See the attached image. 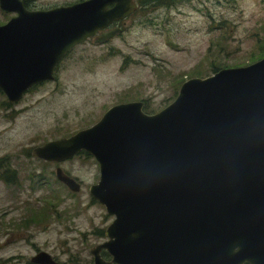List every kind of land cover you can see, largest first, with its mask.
<instances>
[{
    "label": "water",
    "instance_id": "95a60500",
    "mask_svg": "<svg viewBox=\"0 0 264 264\" xmlns=\"http://www.w3.org/2000/svg\"><path fill=\"white\" fill-rule=\"evenodd\" d=\"M111 3L116 6L104 10ZM135 9L133 0H88L26 12L37 30L51 29L62 43L68 34L80 38V29L103 14L125 19ZM21 10L20 5L8 10L16 16L0 26V40L21 23ZM72 15L74 19H67ZM33 53L41 56L42 49L35 47ZM57 59L47 64L41 78L32 67L18 74L0 73V90L9 102L18 100L31 86L52 79ZM214 75L223 81L214 99L204 95L205 79H190L175 101L158 113L144 115L141 101L118 104L87 130L32 151L35 157L59 161L84 150L98 163V182L89 193L115 219L105 231L109 240L90 250L93 264H264V58ZM133 132L135 146L115 172L130 169L134 178L108 189V160H102L101 153L109 151L110 142L117 141L116 148ZM155 153L166 159L165 164L151 161ZM136 162L139 169L133 167ZM57 178L77 190L73 182L58 174ZM126 213L143 226L120 230L119 217H128ZM101 248L112 256L111 262L99 259ZM121 249L124 255L115 258ZM31 262L54 264L42 252Z\"/></svg>",
    "mask_w": 264,
    "mask_h": 264
},
{
    "label": "rangeland",
    "instance_id": "374dc122",
    "mask_svg": "<svg viewBox=\"0 0 264 264\" xmlns=\"http://www.w3.org/2000/svg\"><path fill=\"white\" fill-rule=\"evenodd\" d=\"M86 1L36 0L24 5L47 11ZM140 1L142 6L130 18L108 24L62 51L58 62L71 60L76 48H88L95 57L89 60V72L84 61L67 73L53 72V79L35 84L45 86L13 104L0 90V264H30L40 252L56 264H93L89 250L109 240L104 231L115 217L89 194L99 177L92 156L82 152L55 165L31 157L34 147L88 129L118 104L145 99L146 113H158L172 104L184 82L264 57L251 61L264 51V0H190L184 5L183 0ZM15 16L0 9V26ZM116 29L120 32L110 42L115 51L107 59L96 57L101 48L91 44ZM68 35L66 41H74ZM13 107L25 109L6 123L5 118L13 116L7 109ZM3 153L24 155L11 162ZM56 167L80 183L79 193L56 180ZM11 196L38 203L28 206V201ZM89 206L94 207L87 210ZM51 211L56 213L54 223ZM102 251L108 256L101 259L109 261L111 255Z\"/></svg>",
    "mask_w": 264,
    "mask_h": 264
},
{
    "label": "bare ground",
    "instance_id": "6f19581e",
    "mask_svg": "<svg viewBox=\"0 0 264 264\" xmlns=\"http://www.w3.org/2000/svg\"><path fill=\"white\" fill-rule=\"evenodd\" d=\"M19 1L18 0H5L2 7L0 6V9H3L7 12H10L8 10L17 7L18 5H20L22 7V10L20 11L21 23L20 24H14L12 31L7 35V37L3 38V40H0V70L3 72H6V73H11V72H14L16 70L32 67L35 70L36 78H41L44 76L45 68L50 61L52 62V60L58 58L57 60H55V63H57L58 60L64 54V52H67L69 49L73 48V46L75 44H80V43L84 42L88 36H90V37L93 36L97 31L102 30L103 28H106L108 26V24L125 20L124 18H117V17H115V15L103 14L100 17H98L97 19L92 20L90 22V24L88 23L84 28H81L80 29L81 37L80 38H73V40H74V41H72L73 43H70V41L69 42L64 41L62 43H59V40L55 37V35L51 29H49L45 32H40L39 30H37L35 28V26L31 22V20H32L31 15L26 12V11H32V10L26 9L24 2L22 0H19ZM140 2L141 1L139 0V5L141 7ZM130 4L132 5L131 2H130ZM115 6H116V4H114V3L106 4L104 6V10L107 11V10L113 9ZM60 8H68V7H60ZM68 19H70V20L74 19V15L69 16ZM119 32L120 31L118 29H116L113 31H109L108 33H102V37L100 39H98L95 43H101L108 38H112L113 36H115ZM4 39H6V40L4 41ZM67 44H69V45L66 46ZM35 47L42 49V55L41 56H36L33 53V50ZM63 50H65V51L62 53ZM263 58H261L260 60H262ZM260 60H258V61H260ZM258 61H256V62H258ZM256 62H254V63H256ZM249 65H251V64H249ZM218 71L219 70H217L215 73H217ZM215 73L212 74L213 75L212 77L209 76L210 78H207V79L201 81L202 84L207 86V89H206L204 95L206 97H208V100L214 99L218 96L216 94V89L220 85H222V83H223V81L219 78L218 75H214ZM51 74H52V72H51ZM195 79H202V78H195ZM34 87H36V86L34 85ZM10 90L13 91V89H10ZM178 93H177V96H178ZM21 96L22 95H20L18 100L21 98ZM177 96H176V98H177ZM175 99H174V101H175ZM18 100L14 101V102H9V103L13 104V103L17 102ZM184 105H185V102H182L180 104L181 107H183ZM142 111H143V108L141 107V112ZM144 115H146V114H144ZM170 131H171V129H170ZM59 139H61V138H59ZM136 140H137V133L133 132V133L129 134L128 136H126L124 139H122L118 143L116 148H114V146L117 144V141L110 142L107 145V148L109 149V151H103L101 153L102 160H108L107 163H105V165H104V167H105L104 183L108 189H113V188L119 186L120 183L123 182L125 179L134 178V175L130 169H128L127 171L122 170L120 173H117V172H115V167L118 166L119 161H127L128 154H129L130 150L132 149V147L135 146ZM52 141H54V140H52ZM42 145L36 146L31 150V152H30L31 157H33L34 159H36L38 161H43V162L51 163V164H55V165L60 164L62 162H65L67 160H70L73 157L81 154L82 152L88 153L84 150H80L79 152L75 153L71 157L63 159V160H59V161L44 160V159H41V158H38V157H35L32 155V151L35 148H38ZM111 149H113L112 152L110 151ZM144 155H145L144 153L140 154L139 158H142ZM154 156H156V158L154 159V157H153V159L151 161H153L156 165L165 164L166 159L161 157L160 154L155 153ZM91 159H93L95 161L93 156L91 157ZM95 164H96L97 172L99 175L98 163L96 161H95ZM133 167L135 169H139L140 168L139 162L133 163ZM163 167L164 166H161V168H163ZM161 168H159V169H161ZM57 172H59V173H57ZM57 174L66 178L67 180H69V182H73V184L72 183L71 184L73 185V187L75 185L77 187V190H72L65 183L60 181L57 178ZM55 178L68 191H70L72 193H79L80 192V189H81L80 183L75 181L74 179H72L60 167H56V169H55ZM92 186H94V185H92ZM92 199L94 201H96L97 203H99L95 198L92 197ZM99 204L103 205L101 203H99ZM105 212H106V214H108L106 211V208H105ZM127 215H128V217H126V218L119 217V229L120 230H125L129 227L136 228V227H142L143 226L142 221L132 217L133 215L132 216H130L129 214H127ZM109 216H114V215H109ZM104 235H105V231H104ZM97 246H100V245H97ZM93 248H95V247H93ZM93 248H91V249H93ZM102 249L103 248L99 249L98 257L101 261L106 262V261L102 260L100 256L101 255L108 256V254L106 252H103ZM90 250H89V253H90V255H92ZM42 253H45V252H42ZM124 253H125L124 249H121L119 252H117L115 254L114 257L120 258L124 255ZM45 254L50 258V260L54 264H56V261L52 260L51 257L47 253H45ZM34 257H32V258H34ZM31 259H30V264H34L31 262ZM108 260L109 261H107V262H111L112 256ZM111 264H115V263H111Z\"/></svg>",
    "mask_w": 264,
    "mask_h": 264
},
{
    "label": "flooded vegetation",
    "instance_id": "af4514ba",
    "mask_svg": "<svg viewBox=\"0 0 264 264\" xmlns=\"http://www.w3.org/2000/svg\"><path fill=\"white\" fill-rule=\"evenodd\" d=\"M172 1H175V0H172ZM188 1H190V0H183V5H184V3L186 4ZM214 2L215 3H219L218 0H215ZM135 3L137 4V0H135ZM177 3H176V5H179ZM114 38H116V37H112V38H110V39H108V40H106V41H104L102 43H99V44H91L92 47H94V48H101L99 55H97L96 57H106V59L109 58L107 56L108 53L115 51V48H113V47L110 46V42ZM5 40L6 39H4V41ZM112 57H116V56H112ZM93 58H95V57L89 55V49L88 48H84V46H81V47L75 49L74 55H73V57H72L71 60H69L67 62H61L60 61V62L56 63L54 65V67H53L52 74H53V72H55V74H57V76H58L60 74L67 73L71 68H73V65H76V63H79L80 61L86 62L87 72H89V60H91ZM123 64L124 63H122L121 67L123 66ZM20 72H21V69L20 70H16V71L11 72V73H6V72H3V71L0 70V73L1 74H5V75L18 74ZM45 85L46 84H41L38 87L32 86L31 88H28L26 90V92L22 95V97L24 98V100H21L20 99L18 102L25 101L26 97L30 93H32L33 91H36L37 89H39V88H41V87H43ZM140 101L143 103V108H144L146 106L145 103H147V101L145 99H142ZM7 107H9V106H7ZM24 109H25V107H21V108H16V107L8 108L7 109V112H10L13 116H11V118H5V122L6 123H12L18 116H20L21 114H23V112H24L23 110ZM145 114H148V113L145 112ZM2 155L7 156L8 157V160L11 161V162H18L20 160V157L22 155H24V154L23 153L22 154H20V153H3ZM25 155H26V153H25ZM41 167H45V166H41ZM14 197L16 199H22V197H19V196H11L12 199H14ZM24 200L25 201H28V206L29 205H36L38 203V201H35L34 199L30 201V200L25 199V197L21 201H24ZM82 205H83V203L80 204V206H82ZM75 206H73V207H75ZM92 207H94V206H89L86 209L88 210V209H90ZM51 215H52V217H51L50 220L52 221V223H54L56 221L55 220L56 219V217H55L56 216V213H53L51 211Z\"/></svg>",
    "mask_w": 264,
    "mask_h": 264
},
{
    "label": "trees",
    "instance_id": "16d2710c",
    "mask_svg": "<svg viewBox=\"0 0 264 264\" xmlns=\"http://www.w3.org/2000/svg\"><path fill=\"white\" fill-rule=\"evenodd\" d=\"M35 1H36V0H27L26 3H24V4H25L26 7H27L29 4H31L32 2H35ZM141 6H142V5H141ZM30 8H31V6H30ZM262 56H264V51H260V53H259L256 57L252 58L251 61H253V60L257 59V58L259 59V58L262 57ZM216 71H217V69L214 70L213 73H215ZM143 110H144V112H148V111H149V109H148L147 106H145V107L143 108Z\"/></svg>",
    "mask_w": 264,
    "mask_h": 264
}]
</instances>
